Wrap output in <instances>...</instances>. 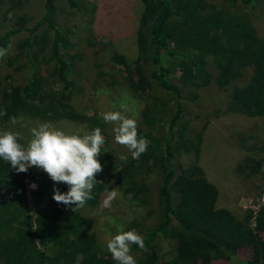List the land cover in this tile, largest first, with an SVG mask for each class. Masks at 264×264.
I'll return each mask as SVG.
<instances>
[{
  "label": "trees",
  "instance_id": "1",
  "mask_svg": "<svg viewBox=\"0 0 264 264\" xmlns=\"http://www.w3.org/2000/svg\"><path fill=\"white\" fill-rule=\"evenodd\" d=\"M66 2L77 8L75 0ZM141 2L136 60L127 63L120 54L113 60L124 69L129 87L144 102L138 138L150 141L146 152L137 159L131 153L119 158L106 143L101 146L97 159L103 170L95 176L94 198L74 213V205L58 204L52 198L54 188L67 192L66 184L53 182L44 171L18 173L0 158V182L7 192L0 197V264H118L89 230L90 212L101 195L112 189L119 190L130 203L150 206L149 179L153 175L159 178L155 204L159 221L155 229L140 235L146 250L131 245V254L140 256L137 264H158V237L175 245L172 259L165 264H190L187 253L202 255L208 262L227 261L239 249L249 252L247 264H264V206L252 218L253 228L249 217L240 222L217 206L218 190L196 164L201 134H187L181 94V86L200 89L214 81L219 89L229 90L228 111L264 116V38L253 25L256 0H222L220 8L207 0ZM73 35L72 29L57 25L55 0H43L37 20L18 17L13 28L0 33V48L13 46L9 65L25 75L22 85L3 83L1 80L8 78H0V113H6L0 114V122L29 113L49 121H80L91 132L100 128L102 135L106 133L102 120L74 109L72 65L67 57ZM209 62L216 69L214 80ZM174 67L180 84L172 80ZM246 72L251 78L243 84ZM48 80L60 88L47 86ZM18 142L25 146L23 140ZM181 151H192L195 163L177 176L174 160ZM258 151L264 155V145ZM261 163L248 158L249 174H259ZM26 178L36 185L31 192L34 216L26 195Z\"/></svg>",
  "mask_w": 264,
  "mask_h": 264
},
{
  "label": "rangeland",
  "instance_id": "2",
  "mask_svg": "<svg viewBox=\"0 0 264 264\" xmlns=\"http://www.w3.org/2000/svg\"><path fill=\"white\" fill-rule=\"evenodd\" d=\"M75 1L77 8H70L66 0H55L57 25L60 29H72L74 32L67 55L72 65L70 78L74 84L72 103L77 113L96 116L95 119L103 121L106 127V133L102 135L105 143L119 158H123L130 152L126 146L115 143L114 125L105 123L102 116L109 111H123L120 105L125 104L129 111L124 114L136 119L138 126L141 124L140 113L144 102L131 90L124 69L114 62L113 56L120 54L127 63L136 60V28L143 5L141 0ZM207 1L217 8L222 7V0ZM42 12L43 0H0V33L13 28L18 17L31 16L37 20ZM252 20L258 35L264 38V0H256ZM13 53L11 46L1 59L0 78H8L1 80L3 83L9 81L10 84L22 85L25 75L17 73V70L9 65ZM176 63L178 64V61H175ZM207 67L211 79L214 80L215 67L210 62ZM171 77L174 83L180 84L176 67L172 70ZM250 78L251 73L246 72L243 84ZM46 84L55 89L60 88L49 80ZM181 94L184 96L183 121L187 134H201L196 164L202 168L207 180L217 188V206L230 211L240 222L249 217V225L253 228L252 218L259 208L264 206V155L258 151V148L264 145V116L248 117L228 111L229 90L219 89L214 81L200 89L181 86ZM15 118L19 120L15 125L11 123V118L1 119L0 131H20L23 133L25 146L30 139L29 129L41 123H50L69 134L83 135L91 132L89 127L80 121H49L29 113H19ZM248 158L262 161L259 174H249L246 169ZM194 163L192 151L179 152L174 160L176 175L186 173ZM29 169L43 172L35 166ZM149 182L150 206L141 207L130 203L116 189L118 196L112 201L111 207L101 210L100 204L106 193L101 195L99 204L90 212L92 223L89 230L95 234L104 251L109 252L106 244L117 234L118 225H122L124 231L135 230L139 235L155 229L158 225L159 212L155 204L159 178L153 175ZM25 185L31 214L34 216L31 192L35 190L36 185L28 178ZM6 195L7 192L0 182V197ZM155 246L159 257L158 264H165L172 259L174 242L158 237ZM132 255L135 260L140 257L139 254ZM185 257L192 261L190 264H247L249 252L239 249L227 261L208 262L196 253H187Z\"/></svg>",
  "mask_w": 264,
  "mask_h": 264
},
{
  "label": "clouds",
  "instance_id": "3",
  "mask_svg": "<svg viewBox=\"0 0 264 264\" xmlns=\"http://www.w3.org/2000/svg\"><path fill=\"white\" fill-rule=\"evenodd\" d=\"M6 52L7 49L0 48V58ZM120 107L123 111L105 112L102 118L105 123L114 125L115 143L126 146L132 158L137 159L146 152L150 141L138 138L137 120L124 114L129 111L127 105L121 104ZM11 123L15 125L19 120L13 117ZM29 133L30 139L24 146L18 142L24 139L20 131H0V158L18 173H26L33 166L43 170L53 182L68 186V191L63 193L54 188V201L65 206L74 205L71 208L73 213L83 208L86 201L94 198L91 193L96 182L95 176L103 170L97 159L105 143L101 129L95 128L83 135L69 134L50 123H41L30 128ZM117 196L116 189L106 190L100 209L110 208ZM133 244L146 250L144 239L135 230L124 231L123 226L118 225L117 234L107 241L106 247L118 264H137L131 254Z\"/></svg>",
  "mask_w": 264,
  "mask_h": 264
}]
</instances>
